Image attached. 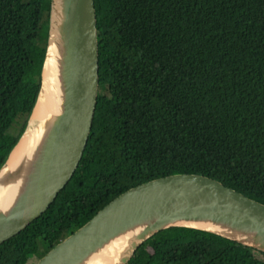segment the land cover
<instances>
[{
    "label": "trees",
    "instance_id": "16d2710c",
    "mask_svg": "<svg viewBox=\"0 0 264 264\" xmlns=\"http://www.w3.org/2000/svg\"><path fill=\"white\" fill-rule=\"evenodd\" d=\"M97 93L79 163L50 206L0 244L34 264L124 191L203 176L264 205V0H93ZM49 0H0V166L34 105ZM127 264H264L204 231L154 234Z\"/></svg>",
    "mask_w": 264,
    "mask_h": 264
},
{
    "label": "water",
    "instance_id": "95a60500",
    "mask_svg": "<svg viewBox=\"0 0 264 264\" xmlns=\"http://www.w3.org/2000/svg\"><path fill=\"white\" fill-rule=\"evenodd\" d=\"M97 71L93 0H49L38 93L24 131L0 166V244L39 217L73 175L91 128ZM41 110L43 119L20 159L8 167ZM172 227L204 231L264 253V205L212 179L179 174L124 191L34 264L102 259L127 264L143 242Z\"/></svg>",
    "mask_w": 264,
    "mask_h": 264
},
{
    "label": "bare ground",
    "instance_id": "6f19581e",
    "mask_svg": "<svg viewBox=\"0 0 264 264\" xmlns=\"http://www.w3.org/2000/svg\"><path fill=\"white\" fill-rule=\"evenodd\" d=\"M35 112H36V110L34 111V113ZM41 119H43L42 110L39 111V114L34 115L33 120L31 122V124L29 125V128L26 132V135L29 133V137H26V135H24L22 137V139L20 140L19 144L16 146V148L11 153V155L7 161L8 167H13L16 164V162L20 159V157L23 153V150H24V148L28 142V138H30L34 134V132L36 130V124L39 123ZM113 258L114 257H112V259ZM95 264H97V262ZM98 264H104V259L100 260L98 262Z\"/></svg>",
    "mask_w": 264,
    "mask_h": 264
}]
</instances>
